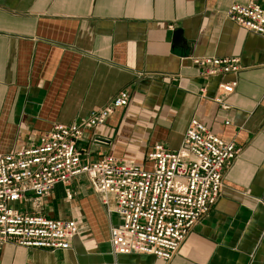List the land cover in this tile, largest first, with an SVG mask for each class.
<instances>
[{
    "label": "crops",
    "instance_id": "1",
    "mask_svg": "<svg viewBox=\"0 0 264 264\" xmlns=\"http://www.w3.org/2000/svg\"><path fill=\"white\" fill-rule=\"evenodd\" d=\"M248 3L264 9V0H0V154L36 146L54 124L79 123L120 91L127 107L77 141L83 163L143 164L157 143L176 151L192 120L239 149L218 201L167 263L113 256L109 227L119 219L79 176L36 204H13L74 221L71 248L7 243L0 264H264V38L226 18L232 4ZM178 30L185 48L173 45ZM201 57H235L240 69L203 80L191 62ZM230 81L237 86L223 110L212 98Z\"/></svg>",
    "mask_w": 264,
    "mask_h": 264
},
{
    "label": "built area",
    "instance_id": "2",
    "mask_svg": "<svg viewBox=\"0 0 264 264\" xmlns=\"http://www.w3.org/2000/svg\"><path fill=\"white\" fill-rule=\"evenodd\" d=\"M226 18L264 38V9L258 4H232ZM191 62L203 80L235 75L240 69L235 57H201ZM236 86V81L217 86L212 100L220 109H229L226 98ZM128 103V92L120 91L107 106L90 111L81 122L54 124L36 146L0 154V245L14 243L50 252L70 249L79 234L74 221L29 215L13 204H36L49 197L55 186L68 188L74 178L84 176L106 212L119 219L109 227L113 256L150 255L165 263L174 258L218 201L224 172L239 149L192 120L176 151L157 143L143 164L114 156L83 163L76 149L83 132L104 126L116 109ZM66 197H71L68 190Z\"/></svg>",
    "mask_w": 264,
    "mask_h": 264
},
{
    "label": "water",
    "instance_id": "3",
    "mask_svg": "<svg viewBox=\"0 0 264 264\" xmlns=\"http://www.w3.org/2000/svg\"><path fill=\"white\" fill-rule=\"evenodd\" d=\"M182 33L181 31H175L174 34H173V45L174 47H177V48H185L184 47V44L182 42Z\"/></svg>",
    "mask_w": 264,
    "mask_h": 264
}]
</instances>
